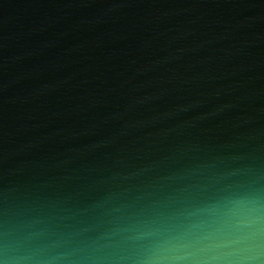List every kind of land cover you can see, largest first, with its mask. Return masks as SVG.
Here are the masks:
<instances>
[{"label": "water", "instance_id": "obj_1", "mask_svg": "<svg viewBox=\"0 0 264 264\" xmlns=\"http://www.w3.org/2000/svg\"><path fill=\"white\" fill-rule=\"evenodd\" d=\"M0 264H264V0H0Z\"/></svg>", "mask_w": 264, "mask_h": 264}]
</instances>
